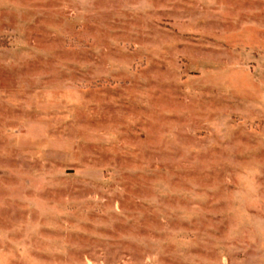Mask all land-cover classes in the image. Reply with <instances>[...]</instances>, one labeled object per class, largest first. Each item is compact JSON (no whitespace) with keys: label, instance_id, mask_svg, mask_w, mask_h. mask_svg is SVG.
I'll return each instance as SVG.
<instances>
[{"label":"rangeland","instance_id":"obj_1","mask_svg":"<svg viewBox=\"0 0 264 264\" xmlns=\"http://www.w3.org/2000/svg\"><path fill=\"white\" fill-rule=\"evenodd\" d=\"M0 264H264V0H0Z\"/></svg>","mask_w":264,"mask_h":264}]
</instances>
